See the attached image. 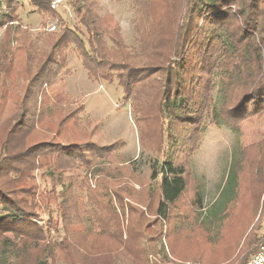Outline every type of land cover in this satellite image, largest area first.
Here are the masks:
<instances>
[{"label":"rangeland","instance_id":"374dc122","mask_svg":"<svg viewBox=\"0 0 264 264\" xmlns=\"http://www.w3.org/2000/svg\"><path fill=\"white\" fill-rule=\"evenodd\" d=\"M53 1V11H40L28 0H0V169L10 161L21 169L32 168L23 172L21 181L31 186L30 193L18 191L21 184L13 174L7 175L5 186L15 190L16 199L27 200L42 223V231L25 244L27 251L8 261L243 264L256 238L264 236V105L242 121L231 119L233 127L214 122L212 108L211 117L195 125L183 119L168 122L158 102L164 86L158 80L155 87L146 80L135 83V91L124 90L118 75L126 74L132 84L147 75H142L147 57L158 62L179 47L185 0H141L139 5L130 0H87L101 27H115V32L118 28L120 36V44L100 42L109 54L102 64L116 71L107 70L98 79L89 75L76 50L78 38L87 36L74 11L80 2L61 0L54 7ZM238 1L251 9L257 6L251 4L255 0ZM256 4L264 7V0ZM231 7L235 12L237 6ZM257 24L260 39L264 22L259 19ZM50 54L54 61L47 65L44 60ZM254 68L243 55L223 56L207 82L211 105L221 108L251 90L262 80V70ZM128 70H133V81ZM60 94L65 116L74 108L83 109L58 136L64 143L83 142L79 159L58 161L62 171L55 169L52 155L33 163L19 157L35 143H58L45 133L62 115L37 111L46 98L56 112ZM88 140L110 148H94L91 155L84 143ZM167 159L184 166L186 188L163 219L156 213L160 175L153 179L151 173L153 165L158 168ZM48 164L56 171L51 177L46 175ZM67 164L78 168L68 170ZM235 234L239 244L228 249V238ZM168 238L173 247L166 246Z\"/></svg>","mask_w":264,"mask_h":264},{"label":"trees","instance_id":"16d2710c","mask_svg":"<svg viewBox=\"0 0 264 264\" xmlns=\"http://www.w3.org/2000/svg\"><path fill=\"white\" fill-rule=\"evenodd\" d=\"M28 1L40 11H53L50 8L51 0ZM78 1L80 4L76 7L74 5V11L79 14L80 23L84 26L87 36L85 40L77 37L79 48L76 50L83 60V65L88 69L89 75L98 79L103 77L107 70H109V73L116 71L114 66L102 64V60L109 54L103 48H100L99 44L100 42L106 43L105 39L114 45L115 43L120 44L118 28L117 32H115V27H101V20H99L91 4L87 3V0ZM130 1L139 5L141 0ZM251 4L257 6L251 9L248 4L238 0H185V12L184 14L182 13L180 20L182 31L179 47L172 53V56L168 53L160 58L158 62H154L147 57L145 61H149V63L142 67L144 69L142 75H147L143 76L142 79L131 82L132 84L127 83L129 78L126 77V74L123 76L118 75L119 82L121 81L120 84L124 85V90L129 93L131 88H133V91L138 89L136 84L142 81L154 82L152 87L157 85L155 83L156 80L163 83V97L159 99L157 97V99L158 102L160 100L162 113L165 116L167 114L169 116L168 122H172L175 119L179 121L183 119L186 123L193 121L196 125L200 119L211 117L212 108L214 122L226 123L229 127H233L230 124L231 119L239 122L252 114L258 113L264 105V36L257 39L256 34L260 30L257 20L261 19L264 22V7L258 6L256 0ZM232 5L237 6L235 12L232 10ZM71 42L74 41L72 40ZM90 54L98 57L99 61L95 62ZM225 55H233V57L243 55L247 59L252 60L255 63L254 69L262 70V80L257 82L251 90L249 89L239 94L233 102H224L221 108L216 109L213 104L211 105L212 100L207 95L208 91L211 92V88L209 86L207 88V82L208 78L217 69L218 61ZM52 58L54 59V55L51 56L50 54L49 59L44 60V62L49 65L48 62ZM112 62L110 61V63ZM132 71L128 70L126 72L132 78L131 81L134 79ZM205 90L207 91L204 96ZM61 96V94L56 95L57 102L55 103L58 105L56 112L52 104L50 105V102H46L49 101L46 98L44 99L45 104H43L42 110L37 111L38 114L41 112L42 115H47L48 113L54 116L57 113L62 115L59 122L51 125L49 129H46L47 132L45 133L46 137H48L47 134L51 135V137L54 136L58 143L52 144L50 143L51 141L47 140L31 145L19 156L21 159L24 158L25 161H28L27 163H33L32 160L52 155L55 169L62 171L64 166L58 164V161L63 157L68 162L81 157L79 145L83 142L64 143L60 141L58 136L61 132L65 133L68 131L70 119H76L73 116L74 113L81 112L83 109L80 107L74 108L69 115L65 116L66 112H61ZM156 112L161 117L160 110L158 109ZM61 123L65 124L64 127L63 125L61 126ZM85 142H87L86 151L91 155L94 148L100 150L110 148L108 145L96 146L95 142L89 140ZM53 145H56V148ZM5 157L8 159L7 156ZM3 167L4 169H0V180H4V184L0 182V264H12V261L9 262L8 258L19 259L27 251L28 246L25 244H27L28 240L35 239L34 236L42 231V223L38 221L37 214L32 210V206H28L29 202L24 198L16 199L15 190L8 189L5 186V184L9 183L6 178L7 175L13 174V180L21 184L18 191L30 193L31 186H25L21 181L23 172L32 168L21 169L19 163L14 165L12 161ZM76 168H78V165L76 167L75 164H67L66 169ZM111 168H115V166H111ZM55 172L54 168L48 164L47 177L53 176ZM158 175H160V199L158 200L156 213L159 217L166 219L168 218L169 206L178 200L186 188L185 168L182 165L175 164L172 159H167L158 168L157 164L153 165L151 178L155 179ZM230 177H232V186H235V173ZM196 201L201 202V198L197 197ZM115 228L117 229L118 227L115 225ZM259 240V238H256L255 249L250 256L257 250V242ZM165 243L166 246L173 247V242L170 238L167 241L165 239ZM237 244H239L238 235L235 234L228 238V249L233 250ZM1 260L3 262L7 260V262L1 263ZM211 263L214 262L209 260L208 264Z\"/></svg>","mask_w":264,"mask_h":264},{"label":"built area","instance_id":"2783aa9c","mask_svg":"<svg viewBox=\"0 0 264 264\" xmlns=\"http://www.w3.org/2000/svg\"><path fill=\"white\" fill-rule=\"evenodd\" d=\"M61 0H54L55 7ZM243 264H264V236L261 237L257 244V250Z\"/></svg>","mask_w":264,"mask_h":264}]
</instances>
